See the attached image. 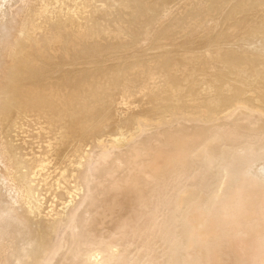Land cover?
<instances>
[{
  "label": "rangeland",
  "instance_id": "obj_1",
  "mask_svg": "<svg viewBox=\"0 0 264 264\" xmlns=\"http://www.w3.org/2000/svg\"><path fill=\"white\" fill-rule=\"evenodd\" d=\"M45 4L48 16L65 17L84 0L0 5V91L8 86L19 38L18 56L35 68L29 83L53 87L50 100L18 97L10 113L0 99V227L10 234L0 246L10 253L0 252V264H91L89 256H107L110 245L111 264H250L226 242L254 231L264 244L263 211L255 203L234 226L220 204L236 189L240 165L263 153L264 0H93L86 29L68 25L59 37L53 21L31 24ZM101 67L116 70V80L97 81ZM62 80L66 89L55 86ZM80 81L85 85L73 93ZM127 81L138 98L118 118L115 104ZM203 81L213 90L203 92ZM142 106L152 109L141 112ZM120 132L125 145L108 142ZM41 158L46 170L35 177L34 196L26 197L20 176L37 170ZM62 169L68 182L60 179ZM72 186L75 196L63 204L62 190ZM28 200L42 211L30 212ZM17 227L25 235L20 244Z\"/></svg>",
  "mask_w": 264,
  "mask_h": 264
},
{
  "label": "bare ground",
  "instance_id": "obj_2",
  "mask_svg": "<svg viewBox=\"0 0 264 264\" xmlns=\"http://www.w3.org/2000/svg\"><path fill=\"white\" fill-rule=\"evenodd\" d=\"M4 1H9V0H0V5L4 3ZM177 2V1H176ZM181 2V0H180ZM93 0H84V4L81 6L76 7L77 9L72 10V11H68L66 15H64L65 17H61L58 16L56 13V16H48L51 14H46L47 13V4L45 5H41L39 6V8L36 10V12H34L33 17L31 18V24H36V21L38 19L36 18H40V17H44L48 22L49 21H53L54 25H55V30H54V37H59L60 34L67 30V26L70 25L71 27L74 26L76 29L74 30V32H78L81 29L86 27L87 24V18L89 15H92L93 13V9L87 10L86 7L92 5ZM42 4V3H41ZM82 4V3H81ZM102 4V3H101ZM96 5V4H95ZM177 5H179L177 3ZM233 5V3H232ZM101 6V5H100ZM181 6V5H180ZM228 6V5H227ZM146 7V6H145ZM170 7V6H169ZM175 7V6H174ZM245 7V6H244ZM122 8V6H120L119 8H116L114 11H118ZM173 8V7H172ZM226 9V8H225ZM245 9V8H244ZM262 9V8H261ZM56 10V9H55ZM156 10V9H155ZM170 10V9H169ZM173 9H171L172 11ZM34 11V10H33ZM53 11V10H52ZM51 11V12H52ZM169 11H167L166 13L168 14ZM222 12V11H221ZM54 13V12H53ZM87 13V15H86ZM95 13V12H94ZM240 13H242L240 11ZM239 13V14H240ZM61 15V14H60ZM165 15V13H164ZM235 15V14H234ZM264 15V13H263ZM58 16V17H57ZM250 16V15H249ZM87 17V18H86ZM165 17V16H164ZM163 17V19H164ZM206 17V16H205ZM208 17V16H207ZM235 17V16H234ZM251 17V16H250ZM166 18V17H165ZM219 18V17H218ZM28 20V18H27ZM27 20L25 21L26 24ZM45 20V22H46ZM186 20V19H185ZM205 20V19H204ZM248 20V19H247ZM161 21V19H160ZM217 21V20H216ZM239 21V20H238ZM257 21V20H256ZM44 22V21H43ZM89 22V21H88ZM30 23V22H29ZM42 23V22H40ZM52 23V22H51ZM90 23V22H89ZM201 23V22H200ZM257 23V22H256ZM30 24V25H31ZM38 24V22H37ZM221 24V23H220ZM42 24H40L41 26ZM47 25V23H46ZM53 25V23H52ZM89 25V24H88ZM203 25V24H201ZM36 26V25H35ZM43 26V25H42ZM69 26V27H70ZM116 26V25H115ZM246 26V25H245ZM259 26V25H258ZM230 27V26H229ZM228 27V28H229ZM30 28V27H29ZM27 27V30L29 29ZM35 28V27H34ZM42 28V27H41ZM39 29V27H38ZM46 29V28H45ZM86 29V28H85ZM218 29V28H216ZM227 29V28H226ZM236 29V28H235ZM238 29V28H237ZM249 29V28H248ZM253 29V28H252ZM30 30V29H29ZM37 29H35L36 31ZM69 30V29H68ZM72 30V29H71ZM92 30V29H91ZM45 31V30H44ZM211 31V30H210ZM24 32V31H22ZM27 32V31H26ZM86 33V32H85ZM223 33V32H222ZM24 34V33H23ZM77 35V34H76ZM26 36V35H25ZM175 37V36H174ZM208 38V37H207ZM213 38V37H212ZM180 40V39H179ZM201 41V40H200ZM199 41V43H200ZM125 42V41H124ZM181 42V41H180ZM206 42V41H205ZM210 42V41H209ZM143 43V42H142ZM246 43V42H245ZM22 45V38H19V40H17L14 44V49L10 52V54L12 55V57L15 59L14 64L11 66L9 73H8V86L4 89L0 91V99L4 102L3 106H2V110L5 111L6 113H10L12 112L14 109H17L19 106V102L17 100L18 97L20 98H24V99H28L31 101V99L33 98H40V99H47L50 100V96L52 95V90L53 87L51 86V84L47 85V84H39L36 83L35 79H31L30 83H29V76L28 74L35 69L34 65L28 63L26 60L21 59L18 56L19 50L21 48ZM256 45V44H255ZM251 46V45H250ZM218 47V46H217ZM230 47V46H229ZM135 48V47H133ZM220 49V48H219ZM256 49V48H255ZM209 50V49H208ZM258 51H261L260 49H257ZM197 51V50H196ZM264 51V50H263ZM204 52V51H203ZM196 53V52H195ZM226 53V52H225ZM260 53V52H259ZM245 54V53H244ZM208 55V54H207ZM215 55V54H214ZM186 59V58H185ZM187 60V59H186ZM210 60V59H209ZM247 61V60H246ZM89 64H91L90 62H88ZM138 63V62H137ZM185 63V62H184ZM87 64V63H86ZM180 64V63H179ZM246 64V63H245ZM152 65V64H151ZM164 65L159 64L158 68L159 69H164L163 68ZM211 67V66H210ZM139 68V67H138ZM137 68V70H139ZM175 68V67H174ZM216 68V67H215ZM223 68V67H222ZM136 69V68H135ZM134 68H132V71L135 72ZM140 69H142L140 67ZM190 69V68H189ZM237 69V68H236ZM213 70V69H212ZM225 70V69H224ZM240 73H242L241 69ZM211 71V69H210ZM246 73V72H244ZM117 72L116 70H110L107 69L106 67H101V73H100V77L97 78V81H100L101 83H104V80L106 82H110L113 80H116L115 77H117ZM141 75V74H140ZM154 74H150L148 81L153 78H155L153 76ZM183 75V74H182ZM192 75V74H191ZM231 75V74H230ZM238 75V74H237ZM201 76V75H200ZM205 77V76H204ZM203 77V78H204ZM253 78V77H252ZM145 79V78H144ZM162 79V78H160ZM201 79V78H200ZM91 80L93 81L94 79L91 77ZM150 80V82H151ZM203 80V79H202ZM154 81V80H153ZM156 81V80H155ZM186 81V80H185ZM131 81H127L124 82L122 85V87L120 88V95L119 98L116 101L117 105V110H119V115L118 118H121L122 115L124 116L125 113L127 114V112H129V109L131 108V105L133 106L134 104V100L132 99L133 96L135 95L134 91L131 89V85L128 84ZM187 82V81H186ZM127 83V84H126ZM185 83V82H184ZM203 85H202V91L206 93L209 92L212 88L206 86V81H203ZM235 83V82H234ZM237 83V82H236ZM159 84V83H158ZM157 84V85H158ZM162 84V83H161ZM201 84V83H200ZM208 84V83H207ZM217 84V83H216ZM241 84V83H240ZM239 84V85H240ZM47 85V86H46ZM85 84H82V82H77L74 87L72 88V92H76L79 88L83 87ZM147 85V83H146ZM227 88L229 87L228 84ZM258 85V84H257ZM56 87H60V88H65L67 86V81L66 80H62L59 83H57L55 85ZM171 86V85H170ZM242 86V85H241ZM145 87V86H144ZM199 87V86H198ZM226 87V86H225ZM223 87V88H225ZM244 87V86H243ZM151 88V87H150ZM158 87L154 84H152V88L151 91L149 92L150 96H156V93L158 92ZM248 88V87H247ZM143 89V88H142ZM146 89V88H144ZM174 89H172L173 91ZM178 90V88H177ZM176 90V91H177ZM201 90V89H200ZM213 90V89H212ZM229 90V89H228ZM140 91V90H138ZM145 91V90H144ZM230 91V90H229ZM257 91V90H256ZM255 91V92H256ZM262 91V89H261ZM143 92V91H140ZM147 92V91H145ZM178 92V91H177ZM173 93V92H172ZM175 93V92H174ZM211 93V92H210ZM250 92H248L247 94H249ZM261 93V92H260ZM246 94V95H247ZM251 94V93H250ZM138 96V94H136ZM135 95V96H136ZM190 95V94H188ZM197 95V93H196ZM136 96V97H137ZM201 97V96H199ZM244 97V96H243ZM138 98V97H137ZM146 98V97H144ZM174 98V97H173ZM136 99V98H135ZM259 100V99H257ZM6 101V102H5ZM140 102V100H139ZM144 102V101H143ZM148 102V101H147ZM198 102V101H197ZM256 102V100H255ZM141 104V103H139ZM149 104V103H148ZM260 104V102H259ZM138 105V104H137ZM135 106V105H134ZM145 106V105H144ZM137 107V106H136ZM139 107V106H138ZM141 107V106H140ZM232 108V107H231ZM135 109V108H134ZM152 109V107L150 108H143L141 109V112H148ZM16 111V110H15ZM116 111V110H115ZM227 111V110H226ZM229 112V111H227ZM151 113V112H150ZM226 113V112H224ZM118 115V113H117ZM222 115V114H220ZM116 117V116H115ZM114 117V118H115ZM217 118V117H216ZM136 119V118H135ZM119 120V119H118ZM137 120V119H136ZM112 121V125L114 127V129L116 128V130H120L118 124H116L115 120H111ZM127 121V120H126ZM157 121V120H156ZM135 123V122H134ZM141 123V121H140ZM125 125V124H124ZM123 126V125H122ZM228 126V125H227ZM139 127V126H138ZM226 127V126H225ZM123 131V130H122ZM133 131V130H132ZM136 131V130H135ZM234 131V130H233ZM86 132V131H85ZM134 132V131H133ZM123 133V132H122ZM120 132V135H114L113 134L108 136V142L113 143L112 145H117V146H121V145H125L126 140H128V138L124 137V134H122ZM130 133V132H128ZM59 134V133H58ZM65 134V133H64ZM127 135V134H126ZM259 135V134H258ZM262 135V134H261ZM107 136V135H106ZM130 137V136H129ZM59 138H62L61 136ZM133 138V137H132ZM250 138V137H249ZM248 138V140H249ZM256 137H254L255 139ZM130 139V138H129ZM253 138H250V140H252ZM262 139V138H260ZM258 139V140H260ZM104 140V138H100L98 139L99 142H102ZM130 141V140H129ZM257 143V140H255ZM107 142V143H108ZM51 145V144H50ZM50 145H46V146H50ZM57 145V144H56ZM4 146H8V145H4ZM61 146V145H60ZM116 146V147H117ZM135 146V145H134ZM64 147V146H63ZM141 147V145H140ZM49 148V147H48ZM66 148V147H64ZM119 148V147H117ZM143 148V147H141ZM10 149V148H9ZM14 149V148H13ZM12 149V150H13ZM75 149V148H74ZM77 149V148H76ZM134 150V148H132ZM54 150V149H53ZM138 150V149H137ZM15 152V150H13ZM51 151V150H50ZM76 151V150H75ZM74 151V152H75ZM132 151V150H131ZM139 151V150H138ZM5 152V151H3ZM13 152V153H14ZM129 152V151H128ZM11 153V152H9ZM50 153V152H49ZM73 153V152H72ZM83 153V152H82ZM134 153V152H133ZM139 153V152H138ZM3 154V153H2ZM5 154V153H4ZM8 154V153H7ZM15 154V153H14ZM76 154V153H74ZM6 155V154H5ZM11 155V154H9ZM58 155V153H57ZM12 156H14L12 154ZM72 155H70L71 157ZM46 157V155H45ZM56 157V156H55ZM54 157V158H55ZM80 157V156H79ZM6 158V157H5ZM9 158V157H8ZM15 158V157H14ZM51 158V157H50ZM50 158L48 159L50 161ZM72 158V157H71ZM136 158V157H135ZM11 159V157H10ZM17 159V158H15ZM53 159V158H52ZM83 159V158H82ZM263 160V162L259 165H255L257 160ZM5 160V159H4ZM14 160V159H13ZM54 160V159H53ZM52 160V161H53ZM64 161V160H63ZM68 163H72L73 159H68ZM11 163V162H10ZM19 163V162H18ZM47 159L45 158H41L38 160V164L36 165L37 170H33L32 172H30L28 175H24L20 176V180H22V182L24 180H26L25 182V186L23 187V191L26 193V197H33L34 196V192L32 190V186L34 185L33 183H35L36 180V176L43 171L44 169L46 170L47 167ZM81 163V162H80ZM50 164V163H49ZM65 164V163H64ZM73 164V163H72ZM66 166V165H65ZM255 166V167H254ZM67 168V167H66ZM72 168V167H71ZM138 168H142V167H138ZM65 169V168H64ZM50 170V169H49ZM53 170V169H52ZM50 170V171H52ZM56 170V169H55ZM54 170V172H55ZM49 171V172H50ZM140 171V170H139ZM53 172V173H54ZM46 174V173H45ZM60 179L63 178L62 180H65L66 182H68L66 175H65V170H60L58 172ZM22 175V174H21ZM43 175V174H42ZM48 174H46L47 176ZM52 174L48 175L51 176ZM36 177V178H35ZM24 179V180H23ZM63 181V182H65ZM21 182V183H22ZM19 183V182H17ZM39 184V183H38ZM67 184V183H65ZM237 187L234 190V192L231 193V196L228 197L229 199L224 201L222 204H220V208H221V213L224 219H227L228 217L231 218V223L234 226L238 225L239 222V218L247 216L249 214H251L252 209L251 207H253L255 205V203H258L261 207V210L263 211L264 214V147H263V153L259 156V158L257 159H252L251 157H247V159L245 160V162H243L240 165V178H239V182L237 183ZM21 186V185H20ZM59 186V185H58ZM56 186V187H58ZM18 187V185H17ZM61 184L59 186L58 189H60ZM20 188V187H19ZM35 188V187H34ZM37 188V187H36ZM35 188V189H36ZM63 188V187H62ZM65 189L62 190L65 192V194L67 195V200L63 202V204H67L69 205V203H71L73 197L75 196L74 193L76 192V187L72 186V188L67 189L66 187H64ZM232 190V191H233ZM21 191V190H20ZM78 192V191H77ZM34 193V194H33ZM228 195V194H227ZM40 196V195H39ZM24 197V196H23ZM227 197V196H226ZM76 198V197H75ZM225 198V197H224ZM13 199V198H12ZM26 199V198H25ZM32 199V198H31ZM223 199V198H222ZM27 200V199H26ZM223 201V200H222ZM15 202V201H14ZM13 202V203H14ZM36 204H32L31 202H27V208L28 210L31 212V210L33 209H38L40 210V205L37 204L38 202L35 201ZM34 202V203H35ZM25 203V202H24ZM219 206V204H218ZM248 206V207H247ZM42 207V206H41ZM216 207V206H214ZM219 208V207H218ZM37 210V211H38ZM200 210V209H199ZM212 210V209H211ZM260 210V211H261ZM213 211V210H212ZM217 212V210H216ZM39 214V212H37ZM199 212H197L196 214H198ZM215 213V212H214ZM257 213H255L256 215ZM261 214V213H260ZM195 215V214H194ZM45 216V215H44ZM198 216V215H197ZM200 216V215H199ZM220 216V217H221ZM263 216V215H262ZM39 217V216H38ZM37 217V218H38ZM47 217V216H46ZM49 217V216H48ZM203 217V216H202ZM256 217V216H255ZM50 218V217H49ZM193 218V216H192ZM196 218V217H195ZM34 219V218H33ZM42 219V218H41ZM2 217L0 216V222L2 221ZM48 220V219H46ZM197 220V219H196ZM218 220V219H217ZM42 221V220H41ZM262 221V220H261ZM260 221V222H261ZM45 222V221H44ZM47 223V222H46ZM205 223V222H204ZM240 223V222H239ZM259 224V223H258ZM261 224V223H260ZM49 225V224H48ZM51 225V223H50ZM230 225V224H229ZM7 225H3L2 227H0V246H2V244L4 243L3 238L9 236V230L7 229ZM259 227V226H258ZM19 227L16 228V235L14 234V236L16 238H14L16 240V242H18L19 244L22 243L24 241L25 235L22 234V232L19 230H17ZM49 228V227H48ZM237 228V227H236ZM235 228V229H236ZM252 228V227H251ZM257 228V227H256ZM262 229H264V220L262 222ZM52 229V228H51ZM257 230V229H256ZM238 231V230H237ZM246 231V230H245ZM46 232V231H45ZM48 232V231H47ZM246 233V232H245ZM260 233V232H259ZM229 236V235H228ZM13 237V236H12ZM45 239V238H44ZM262 239V238H261ZM263 240V239H262ZM45 241V240H44ZM31 244H35V243H39L38 239H34L30 242ZM109 243V242H108ZM227 243V244H226ZM226 246L227 248L231 251L232 254H234L233 256L237 257L240 260H246L248 261L250 264H260L263 261V255H264V244L263 242H261L258 238H257V234L254 231H250L247 232L246 234H239V235H233L230 238H228L227 242H226ZM111 244V243H110ZM113 245V244H112ZM108 246V245H106ZM12 248V247H11ZM114 246L112 247L111 245L108 247V255L104 256V255H99L97 257H94L93 255L89 256V260H91V264H111V260L114 257L115 254V250H113ZM107 250V249H106ZM117 250V248H116ZM0 252H3L4 254H8L10 253L9 248L8 247H3L0 248ZM105 252V251H104ZM2 253V254H3ZM230 253V252H229ZM105 254V253H103Z\"/></svg>",
  "mask_w": 264,
  "mask_h": 264
}]
</instances>
